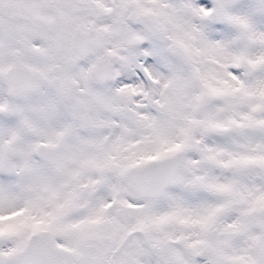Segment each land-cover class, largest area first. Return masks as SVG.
Instances as JSON below:
<instances>
[{
  "label": "snow or ice",
  "instance_id": "obj_1",
  "mask_svg": "<svg viewBox=\"0 0 264 264\" xmlns=\"http://www.w3.org/2000/svg\"><path fill=\"white\" fill-rule=\"evenodd\" d=\"M0 264H264V0H0Z\"/></svg>",
  "mask_w": 264,
  "mask_h": 264
}]
</instances>
